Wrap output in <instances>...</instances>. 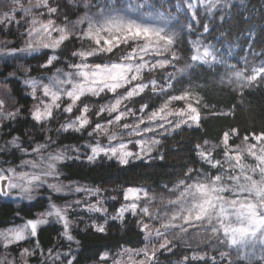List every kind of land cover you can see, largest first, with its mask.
<instances>
[{
  "label": "snow or ice",
  "instance_id": "snow-or-ice-1",
  "mask_svg": "<svg viewBox=\"0 0 264 264\" xmlns=\"http://www.w3.org/2000/svg\"><path fill=\"white\" fill-rule=\"evenodd\" d=\"M10 3L12 7L0 12V25L27 24L22 34L25 39L21 47H10L11 41H0V59L32 57L43 60L35 66L40 72L38 77L30 75V67L24 69L22 84L29 89L25 95L34 102L28 115L45 133L52 130L48 127L52 121L67 115L70 118L55 130L57 135L87 132L89 140L83 145H65L62 149L54 148L57 141L51 136H45L43 143H35L34 146L29 137V147H24L19 136L5 141L4 145H0V153H10L15 149L34 158L22 160L20 165L0 168V196H16L32 201L34 194L45 187L54 193H62L67 188L72 192L96 196L99 189L60 182L59 166L82 155H86L89 162L104 156L117 160L121 165L151 159L161 146V139L154 137L171 135L183 126H200L201 111L197 105L202 97L199 93L188 88L180 90L178 94L167 95L170 90L175 91L173 82L177 73H168L164 85H160L156 79H144L146 72L166 70L182 59L176 51L177 32L169 26L173 13L168 10L166 0H96L95 4L91 0H81L84 12L71 28L67 17L57 24L54 19L43 20L35 14V10L45 9L39 16L58 15L61 9L58 3L53 6L54 0H35V3L29 0L27 6L23 0H10ZM200 3L205 4L207 11L211 12L220 0H200ZM179 7L176 6L177 11ZM186 8L193 10L191 14L195 19L196 0H187ZM17 12L23 14L22 19H17ZM188 27L191 28V25ZM208 30L207 26L203 29L204 32ZM72 40L78 41L80 47L70 51L62 60L67 51L66 45ZM192 49L193 53L188 58L191 63L179 69L180 73L197 63L207 65L222 62L217 50L210 44H202L199 39L192 42ZM113 56L116 58L112 59ZM61 62L66 70L55 68ZM227 67V82L234 84L240 95L244 90L264 82V62L252 67L251 74H246V69H238L235 65ZM51 68H55V71L49 75ZM9 76L15 77V73ZM149 88L153 94L166 95L167 99L151 111H147V103L139 109L128 107V102ZM108 94H111V99L95 110L86 102L90 97L103 99ZM173 102H183V106L172 107ZM4 106L5 101L0 99V127L5 121L20 118L24 111L22 107L4 111ZM137 112L140 114L137 115ZM130 118L131 123L127 122ZM236 134V129L231 130V135L226 131L220 143L210 147H205L208 141H204V145L197 144L196 155L200 163L207 167L188 168L184 178L172 189L165 186L173 198L161 199L156 208L151 207L155 197L150 196L145 188L128 187L123 190L126 203L117 209L112 219L123 221L125 214L130 213L139 217L138 227L144 233L146 242L154 237L163 240L159 249H150L147 243L139 249L136 255H142L143 259L138 264H156L155 257L159 250L172 252L178 243L189 248L195 245L196 249L200 244L208 243L215 244L217 248L235 247L238 257L242 254L240 249L245 246L257 242L264 244V133L252 134L258 143L250 144L246 135L244 147L230 145L231 136ZM50 148L54 150L49 151ZM81 148L87 149V153L81 152ZM217 150L222 151V158L216 157ZM70 151L75 155H69ZM246 156L254 162H248ZM159 158L163 159V156ZM48 200L47 209L35 219L0 230V244L5 249L36 237L38 227L47 224L49 218L62 225L61 235L64 238L74 240L69 213L82 203L89 212H107L99 206L100 201L88 204L75 200L61 206L52 202L51 197ZM153 222L158 226L154 228ZM92 227L98 232L105 231L103 224L93 223ZM35 251L22 249L20 264H27V257L33 256ZM48 251L52 252L51 249ZM56 255L59 257L60 254ZM64 255L70 256V253ZM230 255L227 251L219 252L221 260H226ZM102 258H107V254ZM207 258L206 252L194 249L190 255L183 257L181 264ZM210 259L215 264L216 257ZM74 261L75 256H71L67 264H74ZM0 264H16V259L9 260L5 254L0 257ZM114 264L120 262L115 261Z\"/></svg>",
  "mask_w": 264,
  "mask_h": 264
},
{
  "label": "trees",
  "instance_id": "trees-1",
  "mask_svg": "<svg viewBox=\"0 0 264 264\" xmlns=\"http://www.w3.org/2000/svg\"><path fill=\"white\" fill-rule=\"evenodd\" d=\"M57 3L61 9L60 13L52 17L48 16V18L61 24L67 17L71 28L84 12L81 0H54L53 6ZM91 3L95 4L96 0H91ZM205 26L208 27V32L203 31ZM15 27L19 26L16 24L10 27L0 25V41H11L12 43L8 45L10 47H19V44L14 41L21 39V32L16 34ZM199 37L221 50L228 48V45H233L235 51L230 61L238 67H247L251 70V63L256 62L257 53L264 54V0H234L230 3L226 13L218 11L215 18L211 20L201 17L199 24L190 32V38ZM66 46L67 51L62 60L68 56L70 51L79 48L80 44L72 40ZM178 48L182 59L172 66L177 73L176 80L173 82L174 92L191 88L193 92L199 93L202 97L200 104L197 105L201 111V123L198 128L183 126L171 135L162 137L161 146L158 152H154L151 159L134 160L128 165H121L115 159L101 157L95 162L73 159L60 165L61 175L67 182L76 186L102 190L100 192L105 194V205L110 213L118 209L123 199V190L127 187H143L153 193L164 195L169 193L165 186L169 190L172 189L179 180L184 178L188 168H206L207 166L201 164L196 155L197 144L204 145V141L209 142L205 147L219 144L223 133L227 131L231 135L232 129H236L237 134L231 136L229 142L231 146L244 142L246 135L252 140V134L264 133V82L244 90L243 95H240L237 89L220 81L224 70L222 65L195 64L193 68L180 73L179 69L184 68L186 63H191L188 59L191 56V48L186 41ZM42 62V59L32 57L0 59V84L7 87L11 104L15 109L21 107L24 109L20 118L4 122L3 127L0 128V145H4L5 141L13 136H19L25 145L31 133L36 134L37 140H43L40 138L42 133L39 126L28 115V110L34 102L25 95L27 89L20 78L23 75V69L29 67L31 68L30 75L38 77L40 72L35 66ZM58 66L64 67L65 64L58 63L55 68ZM55 68L49 69L48 74L50 75ZM10 73H15V77H10ZM160 75L157 74L158 77ZM163 100L164 95L146 91L133 99L131 104L138 108L147 103L149 108H156ZM193 103L195 104V100ZM85 133H63L57 141V147L83 144L87 138ZM221 153V150L216 151L220 157H222ZM161 155L163 159L159 158ZM0 158L4 162L11 158L20 162V155L16 151L0 153ZM41 193L32 201L13 200L9 197L0 198V230L17 221L35 219L38 213L45 210L49 197L51 200L60 201L64 197L47 188L42 189ZM85 219L77 220L78 223L71 230L74 237L72 241H68L61 235L62 229L58 222L50 221L40 225L37 236L30 241L29 245L33 246L36 251L33 256L27 257V264H40L42 258L49 254V249L52 250L51 253L59 250L70 253L66 260L75 256L74 264H97L103 260L105 253L115 254L124 249L136 250L143 248L147 243L144 233L139 230L138 217L131 214H127L123 221L114 220L108 216L98 218L97 224L104 225V232L96 231L92 227L93 223L86 224ZM93 219L94 217L90 221ZM26 246V241L9 246L7 249L0 244V257L7 254V259L15 258L16 264H20V252ZM221 249L227 251L224 247ZM185 250L192 251L193 248L179 245L172 252H161L159 258L164 264L182 262ZM219 252H213L216 257L215 264H228V261H231V264H264V261L260 259H244L233 255L226 260H221ZM208 257L204 261L191 262V264H213L210 259L212 256Z\"/></svg>",
  "mask_w": 264,
  "mask_h": 264
},
{
  "label": "rangeland",
  "instance_id": "rangeland-1",
  "mask_svg": "<svg viewBox=\"0 0 264 264\" xmlns=\"http://www.w3.org/2000/svg\"><path fill=\"white\" fill-rule=\"evenodd\" d=\"M232 1H234V0H220V3L216 6V8H214L211 12H209V11H207V7H206L205 4L200 3V0H196L197 8L194 10L196 12V18L195 19H193L192 14H191L193 10H189V9L186 8L187 0H166V5H167L168 10L173 13V18H171L169 20V26L174 27L176 32H177L178 46H181L185 41L188 42L189 45H190V48H191V53L190 54L192 55V53H193L192 42L194 40L199 39L202 42V44H210V45H212L214 47V49L217 50L218 56L222 59V62L221 63H214V64H207V65H209V66H215V65L224 66L223 74L221 75L220 81L222 83L226 84V85H231L232 87L237 89L234 84H230V83L227 82L228 81V77H227L226 73L229 71L227 66L228 65H235L236 68H238V69H246L247 70L246 74H251V71L248 70L247 67H238L235 63L230 61V58L232 57V53L235 51L234 50V46L233 45L232 46L228 45V48H226L224 50H221V48L217 47L216 45H214L212 43L205 42V40L202 37H199V38H196V39L190 38V32L193 31L194 28L199 24L201 17H205V18H208V19L211 20V19L215 18V16L217 15L218 11L226 13V11L229 8L228 5ZM23 2L25 3V6H27V4L29 3V0H23ZM30 2L35 3V0H30ZM176 6H180L178 11H177ZM10 7H12V5L10 3V0H3V2L0 3V12H3L5 10H7V8H10ZM41 12H44V10L43 9L35 10V14L37 15L38 18L43 19V20L49 19L47 15H44L42 17L39 16V13H41ZM16 16H17V19H22L23 18V14L20 13V12H17ZM189 24L191 25V28L188 27ZM26 27H27V24H21V25H19L18 28L15 27L14 32L16 34L19 33V31L21 32L20 33L21 34V36H20L21 39H15V41H14V42H17V44H19V47H21L23 45V41H24L25 37L22 34L25 32ZM53 35H55V33ZM176 51L181 55V51H180V49L178 47L176 48ZM261 62H264V54H261L260 52H258L257 53V60H256V62L251 63L252 64L251 68L252 67H256V66H260ZM244 63H246V61H244ZM197 64H199V63H197ZM56 68H65V66L64 67L63 66H58ZM24 69L22 71L23 75L20 77L21 80H23L25 78ZM65 70H66V68H65ZM54 71H55V69H54ZM158 73L161 74L160 77L157 76ZM168 73H175V69L172 66H170L166 70H157V71L152 72V73L146 72L144 74V79H145V81H148V80H151V79H156L160 85H164L165 82H166L165 81V77L168 75ZM32 77H35V76H32ZM27 91H29V89H27ZM146 91H151V89L149 88ZM173 94H178V92H174V91L170 90L167 95H173ZM135 98H137V97H135ZM135 98H133V99H135ZM0 99L5 101L4 111H13L15 109V107L11 104L12 102H11V99L9 97L8 89H7V87L4 84H0ZM109 99H111V94H108L103 99L102 98H97V97H90V98H88L86 100V102L89 103V101H92V103H89V104H90V106H94L93 110H95L100 104L106 103ZM166 99H167V96L164 95V100H166ZM164 100L162 101V103L164 102ZM132 101L128 102V107H131L133 109H139L140 106L138 108L132 106V104H131ZM171 106L172 107H181V106H183V102H173V104ZM153 109H155V108H148L147 111H151ZM139 114L140 113L137 112V115H139ZM69 118L70 117L67 116V115L66 116H61L57 120L52 121L48 125V127L52 129L51 131L46 132V133L40 131L42 133L40 138H43V140H41V141H39L40 139L37 140V137H36L35 133H31L28 136V139H29V137L32 138L33 146L35 145V143H43L45 136H51L54 140L58 141V139L61 138V134L58 136L55 130L59 127V125L61 123H63L66 119H69ZM127 122L131 123L132 122L131 118ZM89 131H91V129H89ZM79 134H84V133H79ZM85 135H86L87 138L85 139L83 144H85L89 140L87 132L85 133ZM154 138L162 140V137H160L159 135H157ZM247 143L250 144V143H258V142H256L254 139H252V140L249 139L247 141ZM83 144H80V145H83ZM239 145L241 147L245 146L244 142H240ZM64 146L65 145L57 147V143H56L54 148H61L62 149ZM24 147H29L28 143H26L24 145ZM52 150H54V149L53 148L49 149V151H52ZM12 151H16L20 155V162H16L12 158L9 159L8 161L4 162L0 158V168H7V167H10V166L20 165L22 160L33 159L34 158L32 156L25 155L24 153H21V152L15 150V149H13ZM87 151H88L87 149L81 148V152L87 153ZM68 154L72 155V156L75 155V153L71 152V151ZM215 155H216L217 158H222V157L218 156V154H216V153H215ZM101 157H104V156H101ZM101 157H99V158H101ZM99 158H97L95 161H97ZM246 159L248 160V162H254L251 157H247L246 156ZM77 160H83V161L89 162L86 159V155H82ZM60 168L61 167L59 166V170H60ZM25 170H27V169H25ZM60 172H61V170H60ZM213 174H215V170H213ZM59 180L64 185L76 186V185L71 184L70 182H67L62 177V175H60ZM50 182H55V181L50 180ZM90 189H92V188H90ZM146 190L149 192L150 196H154L155 197V199L151 202V207H153V208H156V207H158L160 205L161 199L167 200L168 198H173V197H171L170 193H167V194H164V195H160V194L153 193L152 191H150L148 189H146ZM41 191H42V189L34 194L35 198H36V196L42 194ZM100 191H102V190H100ZM58 194H61L62 196H64L62 201H60L58 199L57 200H54V199L51 200L52 202L56 203L57 205L63 206L67 202L75 201V200H81L82 202H86L88 204H95L97 201H100V205L99 206L103 207V208H105L107 210V207H106L105 201H104L105 200L104 199L105 194L102 193V192H99V194L96 195V196H92V195H89L86 192L77 193V192L69 191L66 188L62 193H58ZM0 198H2V196H0ZM9 198H11L13 200H15V199H19L20 200V198L16 197V196H12V197H9ZM24 201H27V200H24ZM48 203H47V205L45 207V210L48 207ZM123 203H126V201H124V199H122V202L118 205V209L120 208V206ZM141 206H143V202L141 203ZM45 210H43L41 212H44ZM40 213H38V215ZM115 214H116V212L110 213L108 211L106 212V214L105 213H97V212H89V211L86 210L85 203H82L79 207H76L75 210H73V211H71L69 213V218H70V220L72 222L71 226H70V230H72L76 226V224L78 223L77 220H79L80 218L81 219L82 218H86L85 219V221L87 220L86 224H89V223L90 224L91 223L97 224L98 223L97 222L98 218L102 219V218H106L107 216L109 218H112ZM127 214H130V213H126L125 216ZM89 215H90V217H88ZM93 217H94V219L92 221H90L91 218H93ZM138 219H139V217H138ZM50 221L51 222L52 221L56 222L52 218H49V222ZM24 222H25V220L24 221H17L16 223H11L10 225H7L6 227L2 228L1 230H4L6 228H9V227H12V226H15V225H20V224H22ZM59 225H61V224L59 223ZM156 226H158V225H156L153 222V227L155 228ZM61 229L63 231L62 225H61ZM200 231L202 232L203 230H200ZM32 238L33 237H31V238L26 240L27 246L25 248H28L30 251L35 249L33 246L29 245ZM22 242H25V241H22ZM162 242H163L162 239H157V238L154 237L151 241L147 242V246L150 249L152 247H155V248L159 249V244L162 243ZM179 245H185V244L178 243L177 246H179ZM212 246H214V247H212ZM224 248L231 255L238 257L237 256V249L235 247H233V248L224 247ZM194 249L197 250V251H200V252H206L208 256H214L213 255L214 251H216V252L224 251V249H221V247L217 248L215 246V244H210V243H208L207 245L206 244L205 245L204 244H200L198 249H196L195 245H194L193 246V250ZM138 250L139 249H136V250L124 249V250L116 252L115 254H107V258H103V260L101 262L97 263V264H114L115 261H119L120 264H138V261L140 259H143L142 255H136V252ZM163 251L167 252L165 250H159L157 252L156 257H155L156 264H164V263L161 262V260L159 258L160 257V253L163 252ZM192 251L185 250L184 256L190 255ZM240 252L242 254L239 256V258L241 257V258H244V259H260V260L264 261V244H260L259 242H257L254 245L249 244V245L245 246L244 248L240 249ZM57 253L60 254L59 257H57V255H56ZM64 253H67V252L59 250V251H55L53 253H49L45 257L42 258V261L40 262V264H67L66 258H68V256H65ZM8 259L11 260L10 258H8ZM167 264H181V262L180 261H175V262H170V263H167Z\"/></svg>",
  "mask_w": 264,
  "mask_h": 264
}]
</instances>
